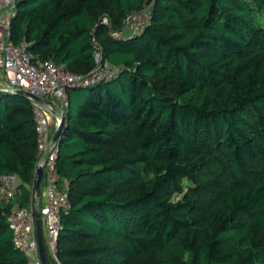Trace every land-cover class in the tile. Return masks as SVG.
Here are the masks:
<instances>
[{
	"label": "trees",
	"instance_id": "trees-1",
	"mask_svg": "<svg viewBox=\"0 0 264 264\" xmlns=\"http://www.w3.org/2000/svg\"><path fill=\"white\" fill-rule=\"evenodd\" d=\"M146 5L141 30L109 34ZM10 38L75 74L95 45L119 67L67 90L61 264H264V0H16ZM36 162L30 101L1 91L0 184H19L0 264H28L6 212L28 204Z\"/></svg>",
	"mask_w": 264,
	"mask_h": 264
},
{
	"label": "built area",
	"instance_id": "built-area-1",
	"mask_svg": "<svg viewBox=\"0 0 264 264\" xmlns=\"http://www.w3.org/2000/svg\"><path fill=\"white\" fill-rule=\"evenodd\" d=\"M16 0H0V91L24 90L30 94L52 102L60 100L67 105V90L72 87H83L104 78L112 77L118 66L104 60L102 50L95 45L93 52L96 62L94 68L86 74L70 72L63 64L51 59H41L32 53L28 43L15 44L10 38L11 18L14 14ZM151 5L127 15L119 30H109L112 37H128L141 30L151 18ZM106 23V19H104ZM32 108L36 133L37 162L36 169L43 170L42 181L44 202L39 205L44 241L48 255L54 264L58 260L56 247L57 236L61 228V214L71 207L65 182L56 167L57 146L51 142V122L55 117L56 125L60 117L55 115L54 105L41 103L28 98ZM45 153L43 159L42 155ZM19 179L15 174L3 175L0 184V203L11 202L16 193ZM34 183L31 185V196L27 205L14 204L6 212V222L12 231L13 245L24 252L28 264H42L36 237L34 214Z\"/></svg>",
	"mask_w": 264,
	"mask_h": 264
},
{
	"label": "water",
	"instance_id": "water-1",
	"mask_svg": "<svg viewBox=\"0 0 264 264\" xmlns=\"http://www.w3.org/2000/svg\"><path fill=\"white\" fill-rule=\"evenodd\" d=\"M13 93H16L21 96H25L26 98H33L44 104L51 103L49 100L45 98L30 94L29 92L24 91V90H15L13 91ZM53 112L55 115H58L60 117V123L58 124L56 130L53 132L51 136V142H58V139L63 130V121L65 119L66 109L64 111H61L60 113H58L56 110H53ZM44 155L45 153L42 155L41 159H43ZM42 174H43V170L41 166H38V168L36 169V179H35V185H34V191H35L34 214H35V224H36V237H37V243H38L41 263L51 264V261L49 259V255H48V252L45 246L44 231L42 228L41 215H40V210H39V196H40V184L42 180Z\"/></svg>",
	"mask_w": 264,
	"mask_h": 264
},
{
	"label": "crops",
	"instance_id": "crops-1",
	"mask_svg": "<svg viewBox=\"0 0 264 264\" xmlns=\"http://www.w3.org/2000/svg\"><path fill=\"white\" fill-rule=\"evenodd\" d=\"M53 105H54V108L55 110L60 113L61 111H64L65 110V106L63 104H59V102L57 101V99H54L52 102H51ZM41 184H40V187H41V194L39 196V202L42 204L44 202V188H43V181L41 180ZM66 185V184H65ZM35 198V191L33 193V199Z\"/></svg>",
	"mask_w": 264,
	"mask_h": 264
},
{
	"label": "rangeland",
	"instance_id": "rangeland-1",
	"mask_svg": "<svg viewBox=\"0 0 264 264\" xmlns=\"http://www.w3.org/2000/svg\"><path fill=\"white\" fill-rule=\"evenodd\" d=\"M0 92H1V91H0ZM57 101L59 102V104H63L60 100L57 99ZM56 128H57L56 120H55V117H53V118H52V122H51V131L54 132V130H56ZM13 200L16 201V197L13 198ZM15 201H14V202H15ZM53 264H54V262H53Z\"/></svg>",
	"mask_w": 264,
	"mask_h": 264
}]
</instances>
